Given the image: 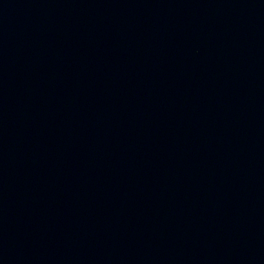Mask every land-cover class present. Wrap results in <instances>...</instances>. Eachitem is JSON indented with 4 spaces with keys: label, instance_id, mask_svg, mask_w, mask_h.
Returning a JSON list of instances; mask_svg holds the SVG:
<instances>
[{
    "label": "water",
    "instance_id": "1",
    "mask_svg": "<svg viewBox=\"0 0 264 264\" xmlns=\"http://www.w3.org/2000/svg\"><path fill=\"white\" fill-rule=\"evenodd\" d=\"M0 264H264V0H0Z\"/></svg>",
    "mask_w": 264,
    "mask_h": 264
}]
</instances>
